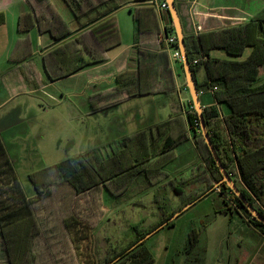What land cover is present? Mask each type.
I'll list each match as a JSON object with an SVG mask.
<instances>
[{
    "label": "rangeland",
    "instance_id": "rangeland-1",
    "mask_svg": "<svg viewBox=\"0 0 264 264\" xmlns=\"http://www.w3.org/2000/svg\"><path fill=\"white\" fill-rule=\"evenodd\" d=\"M117 16L121 35L129 41L132 14L123 6ZM7 26L6 47L10 49L14 37L13 23L9 22ZM249 51L246 48L244 54L235 59H244ZM216 54L226 56L219 50ZM87 79L89 77L85 74L54 82L46 90L52 93L50 98L29 92L32 86L27 81L24 83L27 92L4 103L5 92L0 96V136L15 170V176L0 175V227L12 229L13 264H104L108 254L124 247L133 238L132 225L146 230L159 221L161 214L154 196L161 184L169 179L180 180L181 177L203 172L201 180L188 186L187 192L190 193L202 190L211 181L194 140V134H198L199 130L195 126L197 131L194 133L188 124L187 128L183 124L187 139L177 144L176 151L173 147L175 157L164 167V172L168 174L166 178H160L157 171L147 177L141 173L131 178L128 184L125 182V189L120 194L119 191L111 194L102 189L90 196L87 203L81 196L78 197V204L83 202L86 207L89 204L87 209L71 211V188L65 182H58L53 170L46 175V179L53 184L50 196L44 199L45 205L41 206L45 211L40 212L38 204L42 198L35 202L38 204L35 208L37 218H45L49 214V222L41 225L33 247H29L30 220L25 198H34L36 193L28 177L30 173L93 147L98 148L104 157L112 155V150L116 152L120 148L119 135H130L133 129L139 127L141 122L138 117H142V113L144 120L153 118L156 113L163 118L168 113L169 109L163 103L166 96L152 102L150 96L134 98L120 107L93 111L88 98L95 88L90 84L88 88L84 86ZM186 94L190 98L187 89ZM163 128L156 125L150 127V137L161 140V147ZM156 180L159 183H155ZM40 187H44L42 183ZM214 188L219 194V186ZM167 189L171 206H177L179 197L168 184ZM224 199L226 202L222 211L213 212L220 199L212 200V196H207L175 217L170 226L165 225L147 237L143 242L152 254L151 264H264V239L244 220L247 217L234 207L230 195ZM56 209L60 213L58 216ZM193 228L199 233V238L193 247H189L188 233ZM0 264L6 263L0 258Z\"/></svg>",
    "mask_w": 264,
    "mask_h": 264
},
{
    "label": "trees",
    "instance_id": "trees-1",
    "mask_svg": "<svg viewBox=\"0 0 264 264\" xmlns=\"http://www.w3.org/2000/svg\"><path fill=\"white\" fill-rule=\"evenodd\" d=\"M35 1L42 5L47 3V0ZM65 1L71 4L73 9L81 7L82 0ZM45 11L49 12L51 10L45 7ZM166 12L168 20L171 22L170 15L168 11ZM49 15L51 18L57 16L55 12ZM133 17L137 22L138 31H140V21L137 14L135 13ZM36 19L39 30H45L42 27L40 15H37ZM2 21L3 16L0 13V23ZM173 32L172 25L170 30L165 29V33ZM91 33H93L92 40L94 42H103V44L101 46L98 45L97 48L91 44L85 46V49L91 57V62H100L104 59L102 53L119 41L114 16L93 26ZM184 43L195 81L197 69L203 66L209 78V86L204 88L216 86V89L212 92L214 104L204 105L201 101L200 93L204 88L196 83L205 124L221 164L244 197L264 215V78L259 76L260 68L264 67V25L253 19L250 22L237 23L209 32L190 36L184 35ZM173 45L177 47V40ZM246 48H250V52L242 60L209 57V52L212 49L222 50L230 57H240ZM150 57L157 58L156 60H151L150 66L155 68V73L159 75L158 84L155 83L150 87L144 88L139 77L135 80H128L125 75L130 71L121 72L116 76L117 84L115 87L90 95L88 102L92 110L107 109L127 99L149 92H165L169 96H174L175 83L166 52L161 51ZM194 59H197L195 64H193ZM180 66L182 69L181 62ZM135 72L137 75L138 71L135 70ZM48 77L51 81L56 79L50 73ZM171 113H179V116H175L176 118H180L184 114V117H182L184 124L186 122L188 126L192 127L194 133L197 131L195 126L199 130L198 118L190 98L188 99V104L183 106L176 97L171 106ZM168 122L169 120L161 121L156 126L162 127ZM185 132L186 129L184 128L183 137L178 135L176 137L167 136L162 138L163 144L161 147V140H155L153 137L148 140L149 137H146L145 130H140L130 135H122L118 141L120 148L116 152L112 150V155L104 157L98 148L93 147L85 152L66 157L53 165L44 166L30 173L28 177L36 193L34 198H25V208L29 211L28 217L30 220L28 246L33 247V240L40 234L41 225L49 222V214L45 218L38 219L35 213L36 205L39 203L40 212L45 211L41 206L45 205L44 199L51 194L50 189L53 183L46 179V175L49 172L51 173L54 170L59 180L57 181L65 182L71 188V211L87 209L89 204L87 207L83 202L78 204V197L81 196L87 203L90 196L93 197L95 193L102 189L111 194H114L113 191H119L118 193L120 194L125 189V182L128 184L137 174L141 173L147 177V175L156 174L157 171L160 178H166L168 174L164 172V167L175 157L172 150L173 147L187 139ZM194 140L204 158L207 177L217 183L222 175L206 144L203 142L199 131L198 134H194ZM130 156L133 160L132 163L130 162ZM152 159L155 160L154 162L151 161L150 164L149 161ZM3 174H13L15 176V170L0 136V175ZM202 177L203 172L199 171L188 177H181L180 180L169 179L161 184L154 196L157 210L161 214L159 221L146 230H139L138 225H132L133 238L124 247L114 251L111 255L108 254L104 264L114 260L116 257L119 258L112 264H151L153 261L152 254L147 250L144 244L145 241L137 244L133 249L128 250V248L149 231L165 222L184 205L198 200L206 191L213 188L215 183L212 184L210 181L200 191L187 192L190 183L201 180ZM154 182L159 183V180ZM40 183L43 184V188L40 187ZM167 184L180 199L177 206H171L167 194ZM219 189L220 193L229 194L234 205L241 210L258 230L264 232V224L251 218L248 211L227 186L221 184ZM81 198H79L80 201ZM39 199L41 201L36 204ZM55 213L57 216L60 214L58 209L55 210ZM171 224L172 221L166 225L170 226ZM188 238L189 247H193L198 241L199 233L193 228L189 231ZM0 258L6 264L14 263L13 235L10 227H0Z\"/></svg>",
    "mask_w": 264,
    "mask_h": 264
},
{
    "label": "crops",
    "instance_id": "crops-1",
    "mask_svg": "<svg viewBox=\"0 0 264 264\" xmlns=\"http://www.w3.org/2000/svg\"><path fill=\"white\" fill-rule=\"evenodd\" d=\"M60 1L47 0V3L42 5L35 0H0V13L3 16V21L0 23V96L3 92L6 96L3 103L7 99L27 92L24 87L25 81L32 86L29 92L40 93L45 98H50L53 95L46 90L54 82L66 81L85 74L89 79L85 81L84 86L88 88L90 84L95 88L93 94L115 87L117 74L124 71H130L125 75L126 79L135 80L139 77L144 88L150 87L152 84H158L160 80L158 73H155V68L150 66L151 60L157 58L150 56H155L163 51L167 54L169 67L172 71L175 95L169 96L165 92H149L127 99L113 107L125 105L134 98L150 96L152 102L154 99H161L160 96H166L165 102L163 100L164 106L169 109L166 117L161 118L156 113L157 115L153 118L149 117L144 120V113H142V117H138L141 124L130 133L145 130L149 140L151 138L150 127L161 121L169 120L163 126L160 139L181 135L184 132L182 118L184 114L182 117L176 118L175 116H179V113H171V106L176 97L179 103H183L185 106L188 104L189 98L184 87V74L180 62L176 61L173 56L171 57L172 50L166 46L163 39L165 29L170 30L172 25V22L168 20L167 12L159 10L151 0H82L79 9H73L71 4L65 0ZM123 6L128 8V13L132 14L129 41L123 39L121 35L117 16ZM175 6L182 32L187 36L217 30L237 23L250 22L253 19L264 25V0H175ZM45 7L51 11H45ZM12 8L14 10H11ZM9 11H11V20H9ZM53 12L57 14L55 18H51L49 15ZM135 13L140 21V31H138L137 22L133 17ZM37 15H40L42 27L45 29L43 31L39 30ZM111 16H114L116 21L119 41L102 53L104 57L102 61L91 62V57L85 46L92 44L97 48L98 45L103 44V42L97 43L92 40L91 28ZM9 22L11 25L13 23L14 28L10 49L6 47ZM157 33L158 37L156 38ZM218 50L212 49L209 52V57L237 58L228 57L224 51L219 50L226 54L221 57L220 54H216ZM135 70L138 71L137 75ZM49 73L56 79L49 80ZM259 76L264 78V67L260 68ZM195 77L196 83L203 88L209 86V78L203 66L197 69ZM202 94L201 101L204 105L214 104L213 93L208 88H204ZM184 125L187 128L186 122ZM124 134L126 133H121L119 137ZM177 146L174 147V151ZM216 192L215 188L209 189L192 205L207 196H212V200L220 199L218 206L213 207L212 210L220 212L226 201L224 197L227 198L228 194H217ZM174 199L176 198L174 197ZM244 220H247L255 229L256 234L264 239V232L258 230L248 218Z\"/></svg>",
    "mask_w": 264,
    "mask_h": 264
},
{
    "label": "water",
    "instance_id": "water-1",
    "mask_svg": "<svg viewBox=\"0 0 264 264\" xmlns=\"http://www.w3.org/2000/svg\"><path fill=\"white\" fill-rule=\"evenodd\" d=\"M167 4V11L170 15V19L172 22L174 34L177 40V47L181 55V65L184 73L185 78V87L188 91L189 97L192 102V107L197 115L198 118V125H199V131L200 134L204 140V143L206 144L213 160L215 161L216 166L218 167L219 172L221 173L222 177L221 179L213 185L214 187H217L221 184H224L227 186L230 191L235 195V197L241 202L243 207L248 211L251 218L254 220H257L261 224H264V215H262L241 193L239 188L237 187L234 180L231 178V176L227 173L223 165L221 164V161L216 153V150L213 146V143L210 139L209 132L207 130L205 120L202 113V105L199 98V93L196 87V81L193 77V73L190 68V63L187 58L186 49H185V43H184V34L182 32V27L179 19V15L175 6V0H165ZM196 201V200H195ZM195 201L190 202L186 205H184L179 211L172 214L165 222L161 223L159 226L154 228L153 230L149 231L147 234H145L142 238L137 240L136 243H134L132 246L128 248V250L135 247L137 244L145 241L147 237H149L151 234H153L155 231H157L159 228L166 225L168 222L172 221L178 214L183 212L185 209H187L189 206H191ZM119 257H116L114 260L106 263V264H112L114 261H116Z\"/></svg>",
    "mask_w": 264,
    "mask_h": 264
},
{
    "label": "built area",
    "instance_id": "built-area-1",
    "mask_svg": "<svg viewBox=\"0 0 264 264\" xmlns=\"http://www.w3.org/2000/svg\"><path fill=\"white\" fill-rule=\"evenodd\" d=\"M154 4H156L157 8L161 11H167V4L165 0H151ZM166 46L170 48L173 51V58L176 61L181 62V55L178 50V47H175L173 44L176 42V37L174 33H165L164 32V37H163ZM197 63V59L193 60V64ZM216 89V86L209 87L208 90L210 92H213ZM202 93V92H200Z\"/></svg>",
    "mask_w": 264,
    "mask_h": 264
},
{
    "label": "flooded vegetation",
    "instance_id": "flooded-vegetation-1",
    "mask_svg": "<svg viewBox=\"0 0 264 264\" xmlns=\"http://www.w3.org/2000/svg\"><path fill=\"white\" fill-rule=\"evenodd\" d=\"M226 202V201H225ZM233 205H234V203H233ZM234 207H236V205H234ZM229 209L231 210L232 209V207H229ZM236 209H238V210H240L239 208H237L236 207ZM240 213H241V210H240Z\"/></svg>",
    "mask_w": 264,
    "mask_h": 264
}]
</instances>
